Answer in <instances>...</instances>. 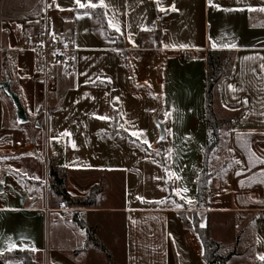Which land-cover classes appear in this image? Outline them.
Returning <instances> with one entry per match:
<instances>
[{
  "label": "crops",
  "instance_id": "obj_1",
  "mask_svg": "<svg viewBox=\"0 0 264 264\" xmlns=\"http://www.w3.org/2000/svg\"><path fill=\"white\" fill-rule=\"evenodd\" d=\"M50 1L16 7L0 31V77L10 79L29 116L20 124L11 98L0 88V264H24L6 256L18 251L35 264H85L92 253L104 262L86 229L73 222V211L54 202L50 165L66 173L68 191L78 198L82 193L70 183L81 172H100L106 187L113 185L120 200L102 211L120 214V231L93 228L105 244L103 236L122 246V264H209L195 223L209 228L219 253L230 254L226 264L242 259L264 264L258 258L264 254V164L256 159H264V12L259 11L264 0H212L219 7L209 0H159L164 12L157 0H104L107 23L112 20L123 33L113 38L95 32L93 15L80 11L75 0H53L50 16L79 46V71L71 78L59 77L55 95L45 101L43 84L30 78L33 53L15 49L39 25ZM211 48L232 52L233 59L216 85L213 102L216 116H228L230 124L221 127L219 143L208 152ZM156 114L164 122L162 143ZM132 131H143L151 147L131 136ZM165 167L182 178L175 185L190 190L185 195L196 201L193 208L172 204L184 201L172 192ZM149 175L164 177L155 179L151 194ZM201 178L205 195L199 198ZM165 197L166 203H155ZM52 212H61L57 219L80 239L79 246L50 245L47 222ZM214 215L238 221L236 238H229L227 246L215 233ZM240 253L245 257L239 258Z\"/></svg>",
  "mask_w": 264,
  "mask_h": 264
},
{
  "label": "rangeland",
  "instance_id": "obj_2",
  "mask_svg": "<svg viewBox=\"0 0 264 264\" xmlns=\"http://www.w3.org/2000/svg\"><path fill=\"white\" fill-rule=\"evenodd\" d=\"M39 0H0V31H1V26H3L5 18L7 17H13L15 16V8L26 5L27 8L30 7H35L37 6ZM23 7V6H22ZM20 8V7H19ZM2 33V32H1ZM228 55V53H223L222 56L225 58ZM3 61V53L0 50V66ZM54 71L57 73L58 76L63 77L60 74V68L54 67ZM7 73V71H5ZM3 75V74H2ZM4 77H0L2 80H5L4 78L6 75H3ZM1 88V87H0ZM4 91V90H3ZM5 92V91H4ZM6 94V92H5ZM7 95V94H6ZM55 95V94H54ZM8 96V95H7ZM9 97V96H8ZM10 98V97H9ZM221 122H223L222 126H228L230 124V120L228 116L226 117H221L219 119ZM26 124V123H25ZM162 149L159 148L157 151L159 152V157L160 151ZM52 156H50L49 160L51 161ZM100 172H93V171H84L78 174L77 177H73L74 181L70 183V187L80 193L81 196L79 198H83L88 191L94 188V193L96 194V203L94 207H66L69 208V210L73 211H80L78 213L79 218H84L88 225L94 227L95 225L99 226L101 228V231L104 233V228L106 227L107 229H112L116 228L119 229L122 225V218L119 213L113 212V213H106L102 211L105 209L106 206H115L119 202V197L116 195V190L113 188V185L110 184L106 187L105 182L102 181V178L100 177ZM167 183L169 181L167 180ZM147 185H148V193L151 194L153 191H156L155 188V179L152 177V175H149L147 177ZM157 187V186H156ZM54 202L59 203V200L56 196H54ZM177 202H179L177 200ZM61 212H52L49 216L48 222H47V235H48V242L50 245L57 244L62 247H69L71 244H80V239H78L73 231H70L65 227V225L62 222H59L57 219L58 217H61ZM58 221H57V220ZM238 221L236 219H233L231 216L228 217H217L214 215V229L216 235L223 240V246H227V243L230 242L229 238H236V232L238 231L239 228L236 227V223ZM229 229V230H228ZM234 229V233H230L229 231H232ZM109 233L108 231H105ZM242 232L240 233V235ZM87 235V231H86ZM101 238V237H100ZM107 246L113 251L114 255V264H122V259L125 256V251L123 250L122 246L119 244H114L112 239L110 237H104L102 238ZM71 245V246H72ZM91 245L95 248L98 249V251L102 254L104 257V262L106 261L105 264L108 263V258L106 254L99 248H96L92 243ZM75 246V245H74ZM79 246V245H78ZM71 248V247H70ZM92 247H90L91 249ZM235 249H240L241 251H244L243 247H240L236 245ZM93 251V250H92ZM244 253V252H241ZM240 253L239 258H244L245 256ZM91 259H84L85 264H104L102 258H98L97 254L92 253L90 254ZM245 260H235L237 264H245Z\"/></svg>",
  "mask_w": 264,
  "mask_h": 264
},
{
  "label": "trees",
  "instance_id": "obj_3",
  "mask_svg": "<svg viewBox=\"0 0 264 264\" xmlns=\"http://www.w3.org/2000/svg\"><path fill=\"white\" fill-rule=\"evenodd\" d=\"M80 11L90 12L94 17L93 30L99 33L104 38H113L117 36V32L111 29L107 23L104 9L102 7L79 9ZM160 32V30H159ZM120 47H123V43H119ZM228 53L223 58L222 54ZM209 73L207 76V104L208 115L207 122L209 127V140H208V152H210L218 143L220 137V129L223 122L216 116L213 108L215 88L219 80L228 74L230 63L233 59L232 52L219 51L216 49H210L209 53ZM49 174L51 176V193L56 196L60 204H65L66 207H94L96 203V194L94 188L87 193L83 198L73 196L66 186V173L50 165ZM205 188L203 186V179H200L199 186V198H202L205 194ZM79 211H75L73 214V222L80 228L86 229L89 242H91L96 248L101 249L108 258L107 264H113V255L108 246L102 242L97 234L95 228L88 225L83 219L78 217ZM195 229L200 234L204 246H205V259L209 264H226L229 255H222L219 253L220 244L212 237L209 228L200 227L198 223H195ZM78 250H76L77 252ZM7 258L23 260L24 264H35L28 257L25 252H11L7 253Z\"/></svg>",
  "mask_w": 264,
  "mask_h": 264
},
{
  "label": "built area",
  "instance_id": "obj_4",
  "mask_svg": "<svg viewBox=\"0 0 264 264\" xmlns=\"http://www.w3.org/2000/svg\"><path fill=\"white\" fill-rule=\"evenodd\" d=\"M54 1L45 6V13L35 30L23 38L15 49L33 53L31 80L44 86L45 101H49L58 89L59 77L54 67L60 68L64 78H71L79 71V46L74 37L57 28L50 9Z\"/></svg>",
  "mask_w": 264,
  "mask_h": 264
},
{
  "label": "snow or ice",
  "instance_id": "obj_5",
  "mask_svg": "<svg viewBox=\"0 0 264 264\" xmlns=\"http://www.w3.org/2000/svg\"><path fill=\"white\" fill-rule=\"evenodd\" d=\"M75 4L78 5L79 8H82V9L96 8V7H98V6H99V7H102V8H106V7H107V5L104 4V0H99V3H98V4H97V3H93L92 0H87V2H84V3H82L81 0H75ZM209 4L212 5L213 7H219L218 5H214V4H212V0H209ZM157 5H158V8H159V11H161V12L166 11V9H165L164 7H159V0H157ZM57 7H59V5H57ZM171 10H172V11H176L177 9H175V7L172 6V7H171ZM250 10H252V9H250ZM225 11H229V10H228V9H225ZM259 11L264 12V8H260ZM86 14H87V13H86ZM108 23H109V25H110L112 28L115 29V31H116L117 33H121V34H123V33L121 32V28L118 26V24L113 23L112 20H109ZM129 27H130V26H129ZM128 39H129V41H130L131 43H133V45H134V40H132L131 35H129ZM216 46H217L216 43L213 41V43H212V47L215 48ZM165 47H169V45H165ZM171 47H176V45H171ZM179 47H181V48H187L188 45H186V44H181V45H179ZM225 47H235V45H225ZM246 59H250V57H246ZM260 59L264 60V57H260ZM260 69H261L262 72H264V64H261V65H260ZM253 71H255V70H253ZM109 82H110V78H109ZM229 87H232V86L230 85ZM116 99L118 100L119 98L117 97ZM245 103H246V101H245ZM153 111H154V110H153ZM164 114H165V116L170 115V113H169L168 111H166ZM262 115H264V113H262ZM98 119H101V120H108V119H111V118H110V117H107V116H99ZM121 127H123V125H121ZM125 131H127V129H125ZM62 135L70 136L71 133L65 132V133H63ZM131 136H133V137H137L138 139H141V138H142V139H143V143H144V144H148L149 147H151V145L149 144V141H148L146 138H144L143 131H140L139 133H138L137 131H132V132H131ZM54 139H55V138H54ZM160 139L163 140L164 137H160ZM186 139H187V138H186ZM133 143H135V141H133ZM72 147H73V148L76 147V144H75L74 142L72 143ZM168 151H169V153H171V152H172V149H169ZM229 151H231V149H229ZM156 154L159 155V152L157 151ZM149 155H151V153H149ZM253 155H255V154L253 153ZM169 158H170V157H169ZM256 159H258V160L260 161L261 164H264V159H260L259 157H257ZM152 162H153V163H156V161H155L154 159L152 160ZM250 162H251V160H250ZM237 163H239V161H238ZM89 167H90V166H89ZM17 171H19V170H17ZM165 172L167 173V178L173 180V184H174V186L172 187V192H173L177 197H179L180 200L184 201V204H182V203L177 202L176 200H172V201H171L172 204H173L176 208H182V207L185 206V204L189 207V209L193 208V207L195 206L196 201H194V199H193L192 197H189V196L185 195V194L188 193L190 190H189L187 187H180V186H176V185H175V180H180V179H182V178H181L176 172L169 170L168 167H165ZM237 174L239 175V173H237ZM34 178L37 179V180L40 179L39 177H34ZM154 179L162 180V179H164V177H154ZM3 183H4V181H3V180H0V184H3ZM165 183H167V180H165ZM0 195H3V193H0ZM137 198H138V199H141V200L143 199L142 197H137ZM167 200H168V198L165 197L164 199H161V200H159V201H156L155 203H158V204H164V203L167 202ZM133 223H135V221H133ZM200 226H201V227H204V224L201 223ZM12 247H15V245H12V246L9 248V251L11 250ZM32 250L35 251V249H32ZM258 258H259L261 261H264V254L260 255Z\"/></svg>",
  "mask_w": 264,
  "mask_h": 264
},
{
  "label": "water",
  "instance_id": "obj_6",
  "mask_svg": "<svg viewBox=\"0 0 264 264\" xmlns=\"http://www.w3.org/2000/svg\"><path fill=\"white\" fill-rule=\"evenodd\" d=\"M157 27L160 28V21L158 22ZM0 87L11 98L14 106L16 107V117L18 122L20 124L27 123L29 121V116L25 110V107L21 102L19 95L12 89L10 79L9 78H6L5 80L0 79ZM154 121L159 129V135L157 140L159 143H162L165 141L166 138L164 122L158 118V114L155 115ZM160 137H164V139L161 140Z\"/></svg>",
  "mask_w": 264,
  "mask_h": 264
}]
</instances>
